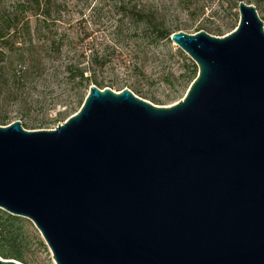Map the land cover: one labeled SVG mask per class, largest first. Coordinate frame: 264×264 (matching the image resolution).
<instances>
[{"label":"water","instance_id":"water-1","mask_svg":"<svg viewBox=\"0 0 264 264\" xmlns=\"http://www.w3.org/2000/svg\"><path fill=\"white\" fill-rule=\"evenodd\" d=\"M238 12L171 34L198 67L171 105L92 84L53 129L0 125V208L56 264H264V20Z\"/></svg>","mask_w":264,"mask_h":264},{"label":"trees","instance_id":"trees-1","mask_svg":"<svg viewBox=\"0 0 264 264\" xmlns=\"http://www.w3.org/2000/svg\"><path fill=\"white\" fill-rule=\"evenodd\" d=\"M240 1L253 4L256 10L264 9V0H178V6L189 10L188 15L191 17L207 16L208 19L219 18L218 12L222 9L226 19L221 24L199 25L194 29L195 32L205 30L210 34L222 35L225 29L237 26V8ZM153 2L118 0L113 5L115 14L119 15L118 23L111 39L105 44L106 48H89L90 51L87 52L86 47L79 46V43L87 38L88 34L79 37L77 31H71L72 34L58 33V27L64 25L62 12L65 8L58 0H13L12 10L0 13V62L8 63L7 66H0V91L6 87L10 94L14 89L23 90L28 84L35 87L41 82L47 84L51 77L58 79L60 76L62 82L67 83L72 91L65 111L58 113V116L62 117L69 110L80 108L90 85L94 84L99 88L112 87L111 84L114 83L100 79L97 70L104 68L110 61L111 53L108 49L111 46L112 50L113 47L120 49L117 44L125 39L132 41L131 52L136 53L133 62L127 61L125 65L138 75L145 76L144 69L138 63L142 55L141 59L145 58V42L162 43L172 47L170 36L174 31L181 29L177 25H167L161 4L165 0ZM32 16L37 22L33 30L35 37L31 36L29 25V18ZM124 20L128 24L127 35H123ZM50 26L54 29H49ZM174 54L181 56L185 61L183 82L175 90V93H178L188 88L197 75L198 67L179 48L174 50ZM128 87L139 94L137 88ZM5 120V116L0 117V124H6ZM19 221V216L0 208V230L17 232L19 225L16 223ZM39 242L43 245L41 240ZM0 256L9 258L2 252Z\"/></svg>","mask_w":264,"mask_h":264},{"label":"rangeland","instance_id":"rangeland-1","mask_svg":"<svg viewBox=\"0 0 264 264\" xmlns=\"http://www.w3.org/2000/svg\"><path fill=\"white\" fill-rule=\"evenodd\" d=\"M58 1L65 7L62 12L64 25L58 27V33L72 34L71 31H77L79 37L86 33L88 37H85L79 46L86 47L87 52L93 49H105L107 46L105 44L111 39L112 32L118 23L119 15L115 14L113 10V5L118 0ZM146 1L152 3L155 0H145V3ZM12 3L13 0H0V13L12 10ZM161 4L167 25L172 27L177 25L181 28L179 30L189 33H194L196 26L221 24L226 19L222 9L218 12L219 18L209 17L210 20L207 16L191 17L190 14L188 15L189 10L178 6V0H165ZM237 13L239 20L238 8ZM257 13L260 18H264V9H258ZM125 20L123 21V35L128 34V24ZM36 23L35 17L29 18L32 37H35L33 30ZM234 28L225 29L222 35L229 33ZM49 29H54V27L50 26ZM123 41L117 44L120 49L116 50V47H113L112 50V46L108 49L111 59L104 68L97 70L100 79L109 81V83L113 82L114 84H111L110 88L116 91L125 87L129 88L128 86L135 87L139 90L140 95L129 89L137 96L145 97L144 99L160 106L171 105L183 98L187 89L175 93V90L183 82L182 75L185 71L184 59L174 54V50L179 48L176 44L172 43L171 47L162 43L148 44L145 42V58L141 59L142 55L138 61L145 71V76H142L125 65L127 61L133 62L136 53L131 52L132 41H128V39ZM89 48L90 50H88ZM186 56L189 57L187 54ZM123 60L125 61L123 62ZM7 64L6 61L0 62V66H7ZM5 88L0 91V117H6V124L20 120L21 125L27 130L53 129L79 109L69 110L64 116H58L59 112L65 111L72 93L69 85L62 82L60 76L58 79L51 77L47 84L41 82L35 87L28 84L23 90L14 89L10 94ZM19 217L21 221L16 223L19 225L17 232L0 230V252L12 259L20 257L18 261L21 260L20 262L23 261L24 264H56L50 249L32 221L26 217ZM39 240L43 242V245Z\"/></svg>","mask_w":264,"mask_h":264}]
</instances>
